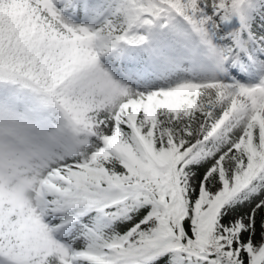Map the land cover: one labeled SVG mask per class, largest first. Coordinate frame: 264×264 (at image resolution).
I'll return each instance as SVG.
<instances>
[{
    "label": "snow or ice",
    "instance_id": "obj_1",
    "mask_svg": "<svg viewBox=\"0 0 264 264\" xmlns=\"http://www.w3.org/2000/svg\"><path fill=\"white\" fill-rule=\"evenodd\" d=\"M0 264H264V0H0Z\"/></svg>",
    "mask_w": 264,
    "mask_h": 264
}]
</instances>
